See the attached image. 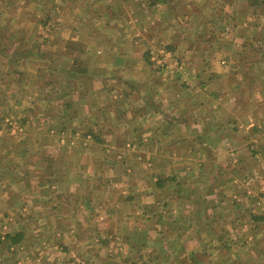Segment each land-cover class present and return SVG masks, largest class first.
Returning a JSON list of instances; mask_svg holds the SVG:
<instances>
[{
    "label": "crops",
    "instance_id": "crops-1",
    "mask_svg": "<svg viewBox=\"0 0 264 264\" xmlns=\"http://www.w3.org/2000/svg\"><path fill=\"white\" fill-rule=\"evenodd\" d=\"M219 4L222 0H0L7 37L0 46V86L10 82L9 92L0 91L7 111L0 121L21 122L13 131L20 133L18 142H0V264L210 263L205 249L190 248L205 238L182 232L191 234L188 215L211 203L215 217L224 197L220 191L217 205V195L212 199V191L205 194L192 184L214 178L222 189V181L239 182L240 176L222 173V166L259 159V148L251 137L237 139L244 126L240 130L235 119L247 116L226 108L232 99L223 95L227 91L213 94L208 88L225 83L230 68L251 74L264 68L260 59H239L228 67L209 59L218 54L201 39L208 25L213 29L209 23L219 20L208 21L203 8ZM232 23L222 24L217 53H234L235 59L249 48L258 54L257 31L249 38L241 27L229 29ZM54 35L61 42L50 57L47 44ZM235 82L240 88V80ZM194 91L205 100L222 97V119H211V101L189 109L184 97ZM237 91L244 94L245 86ZM212 149L217 155H210ZM222 150L230 152L223 162ZM12 158L25 163L15 170ZM4 183L10 190L3 193ZM149 193L156 215L146 210ZM150 217L158 221L152 232ZM162 231L180 237L164 239ZM156 239L162 252L147 254ZM228 239H218V247L232 246Z\"/></svg>",
    "mask_w": 264,
    "mask_h": 264
},
{
    "label": "rangeland",
    "instance_id": "rangeland-1",
    "mask_svg": "<svg viewBox=\"0 0 264 264\" xmlns=\"http://www.w3.org/2000/svg\"><path fill=\"white\" fill-rule=\"evenodd\" d=\"M253 0H222V4H219L218 7H213L214 5H208L207 7L203 8V14L206 16L208 21L213 20H219L215 22H210L209 24L214 23L213 29L209 28V25L206 28L205 33L203 35L204 42H209V44L216 49V53L218 56L216 58H209L211 61L216 64L219 63V65L222 67V60H224L226 63L223 66H229L232 65L233 62H236L237 60L247 61V63L253 62L255 60L260 59V61L264 60V0H259V3L252 2ZM260 4V5H259ZM3 10L4 6H1ZM1 21L4 23L5 21L0 18V46H3V44L7 41V37L3 35L2 32V25ZM226 21L229 23H233L229 26V29L232 27L239 29L241 27L243 36L246 34L247 37L251 38L250 36L254 35L255 32L257 33L254 35L255 40L257 44H254L253 47L257 46L260 50L258 54L256 52L252 53L251 50L247 48V53L240 55V58H233L234 53H217V47L222 42V24H224ZM53 23V21L51 22ZM235 23V26H234ZM215 25L217 27H215ZM7 28H10V26H6ZM228 25L225 29V32L227 31ZM34 32V29H31ZM246 30V32L244 31ZM37 32V30L35 31ZM60 39H58L57 36L54 35L52 40L47 44V53H50L48 56H52V52L55 51L59 44ZM200 42V40L198 41ZM247 42V40L245 41ZM240 43H242L241 47L243 46V40H240ZM247 44H251L250 42ZM243 50V49H242ZM245 52V51H244ZM249 52V53H248ZM207 60V59H205ZM237 63V62H236ZM30 71V69L28 70ZM229 71L230 77L226 79L225 83H220L217 87L209 85V92H214L213 94H222V89L224 91H227L223 95L225 97L232 98L231 101H228V105L226 108L230 109L229 111H232L234 115L239 116V113H241L242 116H247V119H242V122L239 119H235L240 125L244 126V131L242 133L238 134L237 139H245V137H251V140L254 142L255 145H258V158L256 160H250V163H246L243 165L239 164L238 166H232L231 164H227L226 166H222V173L224 174H230L233 176V178H237V176H240L241 180L237 183L227 184L226 181H222V189H218L217 184L220 183L218 181L214 182V178L210 182H202L197 181L194 185L196 188H201V192L207 193L208 191H212L214 194L212 195V199L217 195L216 203L220 202L221 199L219 197L220 193L222 192V198L224 197V200H222V206H219V213L214 217H212L213 213L211 211V208L214 207V205L211 203L206 207H202L188 215L190 216L189 223L184 222L186 219V214L182 215V218L180 219L181 222H184L187 224H191V234H189V231L182 232V236H191L192 233L196 237L205 238L206 241L202 243L201 245H190V248L194 249L195 247H199V252L201 249H205L207 251V255L210 256V263L209 264H264V68L259 67V69L253 70V74H251V70H236L230 68ZM241 75L242 79H239V74ZM241 72V73H240ZM245 72V73H244ZM236 76V77H235ZM236 80H240L242 83L240 85V88L245 86V92L244 94H240L237 90H240V88H234L236 87ZM10 82L7 80H3L0 86V91L3 92H9L10 88H8V84ZM200 88V84L196 85L195 90L198 91ZM194 91V93L197 95L191 98V96L194 95V93L189 97H184V99L188 102V108H192L194 104H198V106L203 107V102L205 98L198 97V92ZM244 91V90H243ZM257 98V99H256ZM191 99V100H189ZM222 97L218 98V96L210 95V98L205 101H211L212 103V113L213 116H211L212 120L216 119H222ZM235 99V100H234ZM203 100V101H202ZM237 100V102H236ZM236 103H235V102ZM236 104V106H235ZM2 105V104H1ZM0 105V113L2 114V117L7 114V111L3 109ZM232 107V108H231ZM239 111V112H235ZM255 113V115H254ZM2 122L0 121V135L2 137L0 142H7L6 144H13V142H18L19 139L16 137L20 133H13L14 127H17L18 125H21V122L18 119H12L5 117ZM235 118V117H234ZM231 121V120H230ZM235 122V125H238V123ZM13 123V124H12ZM231 124V123H229ZM251 124H255L257 127V130L254 131L250 130L248 131L245 129L246 127L250 126ZM255 127V128H256ZM238 128V129H239ZM240 130H243L240 128ZM246 131V132H245ZM20 136V135H19ZM162 137V136H161ZM81 139V136L78 135L76 141H79ZM88 140V138H86ZM163 139V138H162ZM236 139V140H237ZM23 140V138L21 139ZM227 140V139H226ZM228 144L230 143V140L228 138ZM87 146V145H84ZM160 151H163L166 154H170V149H162ZM215 151V152H213ZM134 152V151H133ZM212 154L210 155H217V150L212 149ZM146 156H148V152H145ZM182 153V152H180ZM229 150H222V162L226 160L227 156L229 155ZM97 154L99 156H104L101 152L97 151ZM106 156L107 152H105ZM188 155L190 156V153L188 152ZM241 156H244V158H249L246 153L242 154ZM246 160V159H244ZM10 163H13L17 165L16 168L21 167L22 164L25 163V159H16L12 158ZM6 166V165H5ZM150 167V166H146ZM177 167H182V165H178ZM188 167H195L196 166H188ZM120 167H117L115 170V174L120 176L122 175V171L119 169ZM153 168H149L151 170ZM261 171V172H260ZM139 170L137 166H135V177L134 182L137 183ZM222 174V176H224ZM254 174V176H251ZM256 174V175H255ZM213 177V176H212ZM251 177H254L253 182ZM195 181V180H194ZM2 181H0L1 183ZM258 182V185L255 184ZM206 183L208 185L206 186ZM236 184V185H235ZM206 186V188H205ZM23 187L26 188V183L23 182ZM5 188H8L10 190V187L4 183L3 185V193L6 191ZM205 188V189H204ZM210 188V189H209ZM206 190V191H205ZM1 191V189H0ZM221 191V192H220ZM130 197V196H129ZM203 198V197H202ZM148 213H152V215H156V212L152 211V203L154 202V196L149 193L148 196ZM218 203L217 205H219ZM209 209V210H208ZM208 210V211H207ZM260 212V213H256ZM263 212V213H261ZM209 214V215H208ZM153 217V216H152ZM152 217L148 218L147 226L148 228H151V232L155 227V225H158L157 219H153ZM168 216V220H169ZM187 217V218H188ZM255 217H259L262 219L256 220ZM167 218V217H166ZM200 224L203 225V228H199ZM208 224L215 225L216 228H212L211 230H206L205 226ZM159 229V228H158ZM149 232V231H148ZM180 232V230L178 231ZM168 234L165 236V232L162 231V238L166 239L169 236H179L180 234ZM229 232V233H228ZM150 233V232H149ZM189 234V235H188ZM232 243V246H224L222 245L221 248L218 247V239H222L224 241L229 240ZM150 238H155L154 235H152ZM208 238V239H207ZM213 240L214 244H207V241ZM155 241V240H154ZM206 242V243H205ZM160 241H155L153 249L147 248V254L152 253L153 251H160L161 246L158 245ZM221 243V241H220ZM221 245V244H220ZM171 251V250H170ZM6 253H3V255ZM234 255L239 258V260L235 261ZM226 256H232L228 259L225 258ZM216 257L218 258V261H216ZM150 258V257H149ZM148 258V260H149ZM151 259V258H150ZM152 262V261H150ZM133 263V262H130Z\"/></svg>",
    "mask_w": 264,
    "mask_h": 264
},
{
    "label": "trees",
    "instance_id": "trees-1",
    "mask_svg": "<svg viewBox=\"0 0 264 264\" xmlns=\"http://www.w3.org/2000/svg\"><path fill=\"white\" fill-rule=\"evenodd\" d=\"M255 2H256V3H257V2L259 3V0H255ZM259 5H260V4H259ZM258 218H259V217H255L256 220H258ZM259 219H262V218H259Z\"/></svg>",
    "mask_w": 264,
    "mask_h": 264
}]
</instances>
